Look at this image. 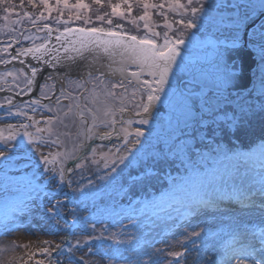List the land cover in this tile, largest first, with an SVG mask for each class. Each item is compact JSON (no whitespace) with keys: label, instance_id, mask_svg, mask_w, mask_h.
Instances as JSON below:
<instances>
[{"label":"snow or ice","instance_id":"obj_1","mask_svg":"<svg viewBox=\"0 0 264 264\" xmlns=\"http://www.w3.org/2000/svg\"><path fill=\"white\" fill-rule=\"evenodd\" d=\"M26 3L38 12L21 13L15 0H0L4 13L0 20L7 22L0 25V34L8 37L0 40V66L4 67L0 71V174L5 185H15L21 192L0 218V236L25 228V217L31 215L35 201L43 207L41 197L49 201L43 217L49 233L63 235L59 242L45 241V247L27 253L23 264L37 256L41 259L34 264H88L85 255L78 253L101 256L108 264H163L161 257L167 264H186L189 245L198 254L196 264H264V0H240L231 5L236 11L215 21L223 39L213 43L212 69L200 72L202 86L197 91L180 87L177 80L192 72L185 36L202 27L198 22L208 16L209 0ZM24 5L25 0H19V6ZM134 7L140 14H133ZM106 8L110 11H101ZM154 13L163 19L162 26L155 22ZM170 13L179 19H170ZM12 15L18 18L10 19ZM76 22L80 26H73ZM174 25L179 27L174 30ZM194 36H188L189 43ZM248 98L256 102L249 103ZM241 100L244 103H238ZM158 104L186 124L197 125L200 131L193 128V139H203L211 128L213 140L229 133L239 140L258 119L259 142L249 151L224 154V159L250 165L255 175L247 188L222 187L227 169L197 177L185 193L182 214L195 219L210 211L218 221L215 230H197L199 225L186 221L175 225L184 229L183 239L176 240L183 251L138 252L140 235L125 231L137 228L134 215L125 217L128 225L117 221V232L110 231L111 226L101 227L104 221L91 215L81 216L80 208L96 196L98 184L118 185L125 169L141 162L140 138L145 133L132 126L148 125ZM69 140L71 149L66 148ZM103 141L112 146L102 154L101 167L96 154L106 147ZM214 151L221 153L222 145ZM150 174L149 170L128 179L142 182ZM64 188L72 192L71 200L66 195L58 199ZM228 202L242 212L255 213L258 220L225 215ZM129 208L137 211L131 204ZM168 219L174 220L170 214ZM125 235L127 239L120 238ZM144 243L152 248L155 242ZM123 245L132 255L120 253ZM18 247L26 246L13 242L0 247V252H15ZM141 253L148 260L142 261Z\"/></svg>","mask_w":264,"mask_h":264},{"label":"rangeland","instance_id":"obj_2","mask_svg":"<svg viewBox=\"0 0 264 264\" xmlns=\"http://www.w3.org/2000/svg\"><path fill=\"white\" fill-rule=\"evenodd\" d=\"M211 1H213V0H209V8L212 9L213 11H215L214 9H216L217 11H221L222 13H233L234 11H236L231 5L223 9L221 6L217 7L216 5L211 3ZM87 2L91 3V0H88ZM182 2H183V0H182ZM113 3H114V0H113ZM93 7H94V5H93ZM104 10L110 11V8L101 9V11H104ZM67 15H68V13H67ZM169 16H170V18L172 17V15H169ZM154 20L157 24L159 23V22H157V20H159V18L157 19L155 15H154ZM205 32H209V31H207L205 28H201L198 30L197 34L205 33ZM213 33H215V32H213ZM5 37H7V35L0 34V40L5 38ZM187 38H188V34H186V36H185V39H187ZM218 39H222V38H218ZM192 90L195 91L194 89H192ZM209 102L213 103V104L215 103V101L213 99H210ZM238 103H244V101L241 100V101H238ZM221 106H223V105H221ZM0 127H3V125L0 124ZM132 127L133 128L134 127H141L142 128L143 126L133 125ZM158 127H159V125H157V124L149 123L147 128H145V129L142 128V130L145 133L144 136L140 138L141 142L143 144V148L141 149V154L143 155V159L141 160V162L139 164H134L133 166L125 169V171L128 169H132V168L138 169L144 165H149L148 167H153L154 166L153 165L154 164L153 159L158 160L162 156H166L169 158V159H167V162L165 161V165L168 162L171 163L172 160L173 161L176 160L178 150H177V148H174L175 147L174 140L177 137L172 135V134L167 135L165 133H163V134L159 133ZM165 128L167 129L168 127H165ZM195 128H197V131H199V128L197 125L195 126ZM186 133H187V130H186ZM189 133L194 134L195 132L193 130H191ZM7 134H8V131L5 128L4 129V135L7 136ZM186 144H188V142H186ZM111 146H112V144L109 147H104L102 149H98V152L96 154V158L100 161L101 167L103 165V160L101 159V156H102V154H106L107 149L110 148ZM185 146L186 145H184V144L177 143V147L183 148V151L186 148ZM72 147H73L72 141L71 140L67 141L66 142V148L71 149ZM137 147H139V145H137ZM170 149H172L170 152L171 155H169ZM52 150L56 151L55 148H53ZM170 163L168 165H170ZM165 165H163V166H165ZM208 168H209V166H208ZM89 175H91V174L89 173ZM0 183H1V185H0V199L4 200V202H9L17 194H16L15 190L12 191V187H9L10 186L9 184L7 185V187H5L3 182L0 181ZM41 183H43V182H41ZM113 189L117 190V185L113 186ZM20 196H17V197L19 198ZM112 201H115V200H112ZM3 204L6 205L7 203H3ZM14 204H15V201H14ZM9 206L12 208V205L9 204ZM9 206H7L6 208L8 209ZM32 207H34V209H37L39 207V202L36 203V201H35V203L32 205ZM3 215L4 214H0V218H2ZM216 215L218 217L220 214L217 213ZM225 215L232 216V217H235L237 219H242V218H248V219H253V220L258 219V216L255 213H247V212H242L240 210H236V211L231 210L230 212H226ZM171 216L173 217V214ZM165 219H162V218L153 219L152 220L153 223H151L150 219L143 217V218H140L138 220L139 223H138V226L136 229L128 228L129 230L126 229L125 231L129 232V233H137L143 239L145 236H148L151 238L154 235L155 236L159 235L158 231L164 230V228L167 226L168 234H171L172 231L170 230V228H171L170 226H172L171 225L172 220L168 219L167 221H165ZM24 222L26 223L25 228L15 232L11 235H8V236H0V247H5V246L10 245L13 242H15V244L21 245V246H32L31 251L34 252L40 248H43L45 246L44 245L45 241L59 242V240L62 238L63 234L52 235L50 233H47L46 230H45V232L41 233V229L39 228L38 221L35 219L34 215L31 216L28 221H24ZM149 222L151 224H149ZM166 222H167V224H166ZM217 222L218 221L213 220L212 214H211V212H209V213H204L202 215V217H200V220H198V223L195 222V220H194L193 224L199 225L197 230H199L200 228H211L212 230H215ZM123 224L126 225L125 223H123ZM148 227H150V230H153L155 232V234L153 233V235H150L148 232H146L145 229ZM188 230L191 231L192 229L189 228ZM116 231L118 232V231H120V229L116 230ZM183 231H184L183 228H179L178 230H176L174 235H169V236L167 235L168 237H166V238H165L166 235L163 234L162 237H160V239L163 241V238H165L164 242L163 243L157 242V244L156 243L153 244L152 248H154V249H152L151 251H155V249H165V253L168 250L183 251L182 248H180L178 245H176L177 239H180V240L183 239V236L181 235V233ZM120 238L121 239H127V236L125 235V236H122ZM169 245H173L174 247L169 249ZM21 248H23V247H18L15 250V252H0V264H23V262L25 260H27V255H26V257L21 258V254H20L21 250H22ZM125 248L128 249V246L127 245L121 246L120 247V253H122V251H124ZM189 249H190L189 252L186 253V264H191V261L193 262L195 257H197V255H198L195 250H192L191 245H189ZM82 254L85 255L88 264H108V261L101 260L99 257H88V256H86V253H78L77 255H82ZM35 259H41V257H39V256L34 257L32 261H28V264H34ZM161 259L164 261V264H167V259H164L163 257H161ZM168 259H171V258L169 257ZM121 262H124V261H121ZM121 262H120V264H121ZM192 264H195V263H192Z\"/></svg>","mask_w":264,"mask_h":264},{"label":"water","instance_id":"obj_3","mask_svg":"<svg viewBox=\"0 0 264 264\" xmlns=\"http://www.w3.org/2000/svg\"><path fill=\"white\" fill-rule=\"evenodd\" d=\"M194 51H196L200 57L198 59L188 60L190 67L192 68V72L189 74L181 75L178 78L177 83L180 85V87L183 82H187V81L200 85V80H199L200 72L201 71L205 73L211 72L212 64L214 62V57H215L213 44H208L206 45V47L195 49ZM156 110L160 113V114L158 113L159 115L158 117L159 118L165 117L167 124L173 129H181L182 127L192 124L191 122L186 124L182 117H180L177 113H173L170 109H168L164 105L158 104Z\"/></svg>","mask_w":264,"mask_h":264},{"label":"trees","instance_id":"obj_4","mask_svg":"<svg viewBox=\"0 0 264 264\" xmlns=\"http://www.w3.org/2000/svg\"><path fill=\"white\" fill-rule=\"evenodd\" d=\"M204 156L205 155L202 154L199 157H192V158L189 159V161L193 160L198 165H199V163L200 164H206L207 158H205ZM183 163L181 165L180 164H178V165L176 164V165H173V166L177 167V168L178 167L180 168L183 165ZM236 171L238 173L237 169H236ZM142 185L145 186L146 183H143ZM98 188H99L98 191H97L98 196L95 199H89L88 201H86L85 205L81 206V208H80V215L81 216H87L89 214V215H91V216H93V217H95L96 219L99 220L98 215L100 214L103 206H105L104 202L105 201H111L113 203L112 200H115L114 202L118 203L120 197L123 196V193L121 195V190L120 189L119 190H114L112 188V186H106L103 183L98 184ZM138 188L139 187H134V188L129 189L127 191V194H129L130 196H135L137 194V192H138ZM85 207L87 208V211L84 210ZM103 226H111L110 227V231H116V230L120 229L118 224L112 226L107 221H104V225H101V227H103ZM105 247H108V244H105ZM31 249H32V246L23 247L22 248V253H21V258L26 257V254L28 252H32Z\"/></svg>","mask_w":264,"mask_h":264},{"label":"flooded vegetation","instance_id":"obj_5","mask_svg":"<svg viewBox=\"0 0 264 264\" xmlns=\"http://www.w3.org/2000/svg\"><path fill=\"white\" fill-rule=\"evenodd\" d=\"M192 33H195V32H191L190 35H191ZM185 40H186V42H188V38L185 39ZM210 40H212V41L215 42V41L218 40V38H212V39H210ZM192 42H204V41H203V40L201 41L199 35L196 33L195 36L193 37ZM193 57H196V55H194V54H187V58H193ZM0 71H3V70L0 69ZM5 87H6V85H5ZM186 87H187V88H190V86H186ZM35 94H36V93H33V95H35ZM158 116H159V115L156 114V112H155V118L152 119L150 123H152V124H157V125H159L158 128H160L161 130H164L165 127H166V125H165V119H164V118H159ZM134 125H135V124H134ZM147 127H148V125H143L142 128L145 129V128H147Z\"/></svg>","mask_w":264,"mask_h":264},{"label":"bare ground","instance_id":"obj_6","mask_svg":"<svg viewBox=\"0 0 264 264\" xmlns=\"http://www.w3.org/2000/svg\"><path fill=\"white\" fill-rule=\"evenodd\" d=\"M192 263H195V264H196V257H195V259H194V261H193V262L191 261V264H192Z\"/></svg>","mask_w":264,"mask_h":264}]
</instances>
